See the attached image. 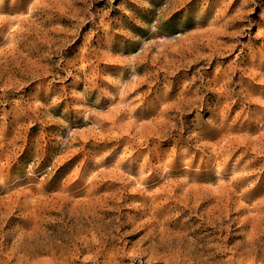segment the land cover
I'll return each mask as SVG.
<instances>
[{"label":"rangeland","instance_id":"obj_1","mask_svg":"<svg viewBox=\"0 0 264 264\" xmlns=\"http://www.w3.org/2000/svg\"><path fill=\"white\" fill-rule=\"evenodd\" d=\"M263 200L264 0H0V264H264Z\"/></svg>","mask_w":264,"mask_h":264},{"label":"bare ground","instance_id":"obj_2","mask_svg":"<svg viewBox=\"0 0 264 264\" xmlns=\"http://www.w3.org/2000/svg\"><path fill=\"white\" fill-rule=\"evenodd\" d=\"M116 176H118V175H116ZM248 176V175H247ZM245 177V176H244ZM240 179V178H239ZM247 178H245V180H246ZM242 179H240V180H238V181H241ZM243 181H244V179H243ZM243 181L241 182L242 184H243ZM116 182V181H115ZM114 182V183H115ZM117 182H118V180H117ZM237 182V181H236ZM232 183V182H231ZM234 184V183H233ZM237 184V183H236ZM111 185V184H110ZM113 185V184H112ZM114 185H116V183L114 184ZM239 184H237V186H238ZM241 185H239V187H240ZM219 187V186H218ZM235 187V186H234ZM140 188V187H139ZM138 188V189H139ZM193 188V187H192ZM221 187H219V189H220ZM223 188V187H222ZM227 188V187H226ZM237 188V187H236ZM257 188V187H256ZM188 189V188H187ZM231 189H232V187H231ZM258 189V188H257ZM257 189L255 190V191H257ZM135 190H136V188H135ZM190 190V189H189ZM193 190V189H192ZM196 190V189H195ZM201 190V189H200ZM230 190V189H229ZM133 191H134V189H133ZM142 191V190H141ZM140 191V192H141ZM188 191V190H187ZM219 190H217V192H218ZM232 191V190H231ZM92 193H93V191H91ZM90 192V193H91ZM135 192V191H134ZM139 192V193H140ZM144 192V191H143ZM185 192V191H184ZM210 192V191H209ZM216 192V193H217ZM222 192V191H221ZM235 192V191H234ZM250 192V191H249ZM91 193V194H92ZM117 193V192H116ZM116 193H115V195H116ZM136 193V192H135ZM145 193V192H144ZM159 193V192H158ZM197 193V192H196ZM219 193H220V191H219ZM228 193V192H227ZM230 193V192H229ZM245 193H246V191H245ZM251 193H252V191H251ZM133 194V193H132ZM138 194V193H137ZM137 194H136V196H137ZM195 194V193H194ZM199 194V193H198ZM223 194H224V192H223ZM243 194V193H242ZM241 194V195H242ZM247 195H250V194H248V193H246ZM120 195V194H119ZM131 195V194H130ZM143 195V194H142ZM157 195H159V194H157ZM169 195V194H168ZM171 195V194H170ZM169 195V196H170ZM184 195V194H183ZM195 195H197V194H195ZM221 195V194H220ZM234 195V194H233ZM232 195V196H233ZM244 195V194H243ZM114 196V195H113ZM123 196V195H122ZM121 195H120V197H122ZM129 196V195H128ZM141 196V195H140ZM145 196V195H144ZM147 196H148V194L146 195V198H147ZM151 196V195H150ZM177 196V195H176ZM191 196V195H190ZM198 196H201V194L200 195H198ZM106 197V196H105ZM112 197V196H111ZM110 197V198H111ZM117 197H118V195H117ZM120 197H118V199L120 198ZM126 197V196H125ZM130 197V196H129ZM154 197V196H153ZM195 197V196H194ZM206 197V196H205ZM204 197V198H205ZM211 197H213V196H211ZM219 197H221V196H219ZM222 197H224V195H222ZM226 197V196H225ZM116 198V197H115ZM124 198V197H123ZM122 198V199H123ZM175 198V197H174ZM185 198H187V197H185ZM200 198V197H199ZM202 198H203V196H202ZM202 198H201V200H202ZM232 198V197H231ZM243 198H244V196H243ZM135 199H137V198H135ZM134 199V200H135ZM141 199V198H140ZM182 199H184V198H182ZM194 199H197V198H194ZM209 199V198H208ZM212 199V198H211ZM218 199V198H217ZM222 200H223V198H221ZM104 200L106 201L107 199H105L104 198ZM126 200V199H125ZM148 200V199H147ZM151 200V199H150ZM172 200V199H171ZM177 200V199H176ZM185 200V203H186V199H184ZM197 200H199V199H197ZM200 200V201H201ZM214 199H212V201H213ZM220 200V199H219ZM226 200V199H225ZM91 201V200H90ZM99 202H101L100 200H98ZM108 201V200H107ZM106 201V203H110L111 205H109V207H111V206H113V204H115V202L114 201H109V202H107ZM116 202H117V200H115ZM192 201V200H191ZM203 201V200H202ZM209 202H210V200H208ZM211 201V204L212 203H214V202H212ZM230 201V200H229ZM232 201V200H231ZM262 201V200H261ZM264 201V200H263ZM99 202H95V203H99ZM119 202V201H118ZM126 202V201H125ZM142 202H143V200H142ZM151 202H153V201H151ZM180 202H181V200H180ZM189 202V201H188ZM193 202H195V200L194 201H192V203ZM209 202H207V204H210ZM217 202H220V201H217ZM216 202V203H217ZM260 202V201H259ZM258 202V203H259ZM69 203V202H68ZM85 203H87V202H85ZM85 203L83 202V204L85 205ZM89 203H91V202H89ZM88 203V204H89ZM105 203V202H104ZM105 203V204H106ZM197 203V202H196ZM198 203H199V201H198ZM223 203V202H222ZM226 203H228V201L226 202ZM91 204H93V203H91ZM143 204H146V203H143ZM177 204V203H176ZM182 204V203H181ZM215 204V203H214ZM214 204H213V206H214ZM254 204V203H253ZM261 204V203H260ZM67 205V204H66ZM65 205V206H66ZM77 205V204H76ZM75 205V206H76ZM94 205V204H93ZM100 205V204H99ZM116 205V204H115ZM138 204H136V206H137ZM188 205V204H187ZM193 205H195V204H193ZM198 205V204H197ZM224 205V204H223ZM223 205H220V206H223ZM227 205H229V204H227ZM227 205H225V207H227ZM231 205V204H230ZM239 205V204H238ZM255 205L257 206V204L255 203ZM262 205H264V203H262ZM86 206V205H85ZM92 206V205H91ZM118 206V205H117ZM135 206V207H136ZM145 206V205H144ZM149 206V205H148ZM163 206V205H162ZM176 206V205H175ZM180 206V205H179ZM189 206H192V205H189ZM200 206V205H199ZM207 206V205H206ZM219 206V205H218ZM259 206V205H258ZM84 207V206H83ZM108 207V209H102L101 207V211L99 212L97 209H96V207L95 208H89V209H87V210H83L82 212H80L79 214H78V216H77V220H80V224H81V222L83 221V220H85V222H88L90 225H91V230L93 231V232H98L100 235H99V238H101V239H103V241H104V238H106V237H108L109 236V234H110V232H112L111 231V229H112V226L114 225V224H117L118 222L117 221H119V222H121L120 223V225L124 228V227H129L131 224L130 223H127V221L125 222V221H123V220H121L122 219V213L123 212H119V214H116V215H114V213H113V210L112 209H110ZM151 207V206H150ZM194 207V206H193ZM208 207V206H207ZM214 207H216V206H214ZM224 207V206H223ZM237 207V206H236ZM239 207H241V206H239ZM238 207V208H239ZM245 207H247V206H245ZM244 207V208H245ZM251 208H252V206H250ZM250 207H248V208H250ZM263 207V206H262ZM112 208V207H111ZM116 208V207H115ZM156 208V207H155ZM186 209H187V206L185 207ZM201 208V207H200ZM213 208V207H212ZM211 208V209H212ZM217 208V207H216ZM242 208H243V206H242ZM243 208V209H244ZM255 208H257V207H255ZM259 208V207H258ZM63 209V208H62ZM78 209V208H77ZM114 209V208H113ZM136 209V208H135ZM143 209V208H142ZM146 209V208H145ZM150 209V208H149ZM177 209H179V207L177 208ZM183 210H184V208H182ZM185 209V210H186ZM207 209V208H206ZM220 209H224V208H220ZM228 209V207L226 208V211H228L227 210ZM233 209H235L234 207H233ZM247 209V208H246ZM253 209V208H252ZM261 209V208H260ZM263 209V208H262ZM69 210V209H68ZM68 210H67V212H68ZM71 210H72V208H71ZM75 210V209H74ZM198 210V209H197ZM219 210V209H218ZM230 210H231V208H230ZM242 210V209H241ZM256 210V209H255ZM73 211V210H72ZM152 211H153V209H152ZM155 211V210H154ZM189 211H191V210H189ZM201 211V210H200ZM213 211V210H212ZM222 211V210H221ZM225 211V212H226ZM235 211V210H234ZM240 211V210H239ZM249 211H251L250 209H249ZM253 211V210H252ZM63 212V213H62ZM67 212L66 211H60V214L62 213V216L66 219L68 216H70V218L68 217L67 219H71V218H74V217H71L72 215H68L67 216ZM71 212V211H70ZM69 212V213H70ZM74 212V211H73ZM77 212V211H76ZM144 212H146L145 210H144ZM144 212H142V213H144ZM151 212V211H150ZM158 212H160V211H158ZM183 212V211H182ZM199 212V211H198ZM208 212V211H207ZM220 212V211H219ZM224 212V211H223ZM224 212V213H225ZM229 212H231V211H229ZM228 212V213H229ZM257 213V215H258V210L256 211ZM262 212H264V209H263V211ZM149 213V212H148ZM157 213V212H156ZM201 213H202V211H201ZM232 213V212H231ZM244 213V212H243ZM249 213V212H248ZM260 213V212H259ZM71 214H73V213H71ZM141 214V213H140ZM151 214V213H150ZM149 214V215H150ZM158 214V213H157ZM161 214V213H160ZM208 214V213H207ZM206 214V215H207ZM210 214V213H209ZM211 214H213L214 216H212V217H210V218H212L213 220V223L215 222V224H219L218 226H217V228H220L221 227V223H223V222H227V221H225L226 220V218H228L229 217V214L226 216V218H225V216H223L222 214L223 213H218V214H215L214 212L213 213H211ZM226 214V213H225ZM239 214H241V213H239ZM246 214V213H245ZM251 213H249V215H250ZM262 214V213H261ZM77 215V214H76ZM133 215H135V214H133ZM144 215V214H143ZM231 215V214H230ZM252 215V214H251ZM140 216V215H139ZM146 216V215H145ZM233 216V215H232ZM256 216V215H255ZM263 216V215H262ZM80 217V218H79ZM123 217H125V216H123ZM132 217H135V216H132ZM158 217H159V214H158ZM206 217V216H205ZM207 217H209V215L207 216ZM248 217L249 216H247V219H248ZM258 217H260L261 218V216H258ZM160 218V217H159ZM158 218V219H159ZM165 218V217H164ZM201 218H202V220H204L205 218H203L202 216H201ZM251 218V217H250ZM255 218V217H254ZM253 217H252V219H254ZM75 219V218H74ZM135 219V218H134ZM200 219V218H199ZM229 219V218H228ZM231 219V218H230ZM229 219V220H230ZM257 219V218H256ZM259 219V218H258ZM263 219V218H262ZM76 220V219H75ZM117 220V221H116ZM131 220V219H130ZM141 221L143 220L142 218L140 219ZM161 220V219H160ZM159 220V221H160ZM207 220V219H206ZM210 220V219H209ZM233 220V219H232ZM238 220V219H237ZM242 220H245V219H242ZM249 220V219H248ZM248 220H246V221H248ZM68 221V220H67ZM144 221V220H143ZM211 221V220H210ZM252 221V220H251ZM259 221H260V219H259ZM71 222V221H70ZM73 223H74V221H72ZM135 222V221H134ZM148 222V221H147ZM146 222V223H147ZM155 222H158V220L157 221H155ZM203 222V221H202ZM232 222V221H231ZM241 222V221H240ZM255 222V221H254ZM258 222V221H257ZM144 224H145V222H143ZM166 223V222H165ZM249 223V222H248ZM253 222H251V224H252ZM260 223V222H259ZM70 223H68V225H69ZM141 224V223H140ZM149 224V223H148ZM160 224V223H159ZM168 224V223H167ZM204 224V223H203ZM206 224H207V222H206ZM209 224V223H208ZM245 224V223H244ZM255 224V223H254ZM72 225V224H71ZM75 224H73V226H74ZM79 225V224H78ZM247 225L248 224H246V225H243L244 227H247ZM250 225V224H249ZM253 225V224H252ZM67 226V225H66ZM82 226V225H81ZM85 226V225H84ZM115 226V225H114ZM148 226V225H147ZM166 226V225H165ZM213 226V225H212ZM224 226H226V225H224ZM253 226H256V224L255 225H253ZM69 227V226H68ZM78 227V226H77ZM77 227H74V228H76L77 229ZM87 227H89V229H90V226L88 225ZM133 227V226H132ZM176 227V226H175ZM231 227V226H230ZM252 227V226H251ZM250 227V228H251ZM83 228V227H82ZM117 228H119V226H117ZM136 228H139L138 226H137V224H136V227H133V229L131 230V231H134ZM144 228H147V227H144ZM161 228V227H160ZM160 228H158V229H160ZM222 228V227H221ZM258 228V227H257ZM152 228H149V230H148V232H147V234L145 233V235L141 238V241L142 240H145V241H150V246L153 248V249H157V248H159V247H162V246H164L165 245V243H166V240H164V239H162V237H161V235H160V238L161 239H158V237L152 232V230H151ZM215 229V228H214ZM241 229V228H240ZM259 229H260V227H259ZM75 230V229H74ZM83 230V229H82ZM145 230V229H144ZM147 230V229H146ZM229 230V229H228ZM255 229H253V231H254ZM81 231V230H80ZM79 231V232H80ZM139 231H142L141 229L139 230ZM138 231V232H139ZM155 231H156V229H155ZM158 231V230H157ZM156 231V232H157ZM161 231V230H160ZM159 231V232H160ZM231 231V230H230ZM235 231V230H234ZM248 231H250V230H248ZM263 231V230H262ZM78 232V233H79ZM127 232V231H126ZM146 232V231H145ZM155 232V233H156ZM163 232V231H162ZM215 232H217V231H215ZM223 232H225V230L223 231L222 230V233ZM245 232H247V231H244V233ZM256 232V231H255ZM181 233H183V232H181ZM189 233V232H188ZM209 233V232H208ZM234 233V232H233ZM242 233V232H241ZM261 234H264L263 232H260ZM84 234H86V233H84ZM119 234V233H118ZM161 234V233H160ZM180 234V233H179ZM178 233H177V236L179 235ZM240 234V233H239ZM258 234H259V232H258ZM159 235V234H158ZM165 235H166V233H165ZM174 235V234H173ZM172 235V236H173ZM234 235V234H233ZM235 235H236V233H235ZM84 236V235H83ZM162 236H163V234H162ZM175 236H176V234H175ZM195 236V235H194ZM204 236H206V234L204 235ZM237 236V235H236ZM240 236H241V234H240ZM258 236V235H257ZM85 237V236H84ZM91 237H93V236H91ZM115 237V236H114ZM170 237V236H169ZM201 237V236H200ZM261 237V236H260ZM89 238H90V236H89ZM93 238H95V237H93ZM99 238H95V239H99ZM165 238V237H164ZM168 238V237H167ZM173 238H174V236H173ZM172 238V239H173ZM185 238V237H184ZM224 238H227V237H224ZM264 238V237H263ZM37 239H39V238H37ZM86 239V238H85ZM112 239V238H111ZM180 239V238H179ZM178 239V240H179ZM191 239V238H190ZM194 239H195V237H194ZM223 239V238H222ZM235 239V238H234ZM260 238L259 237H256V235H255V233L253 232H250V233H248L247 232V234H246V237L244 238V240L242 241V246H244L245 248H246V252L247 251H250V250H252V248L253 249H255V248H259V246H263V245H260L261 243H259V241H261V240H259ZM54 240V239H53ZM86 240H88V239H86ZM100 240V239H99ZM170 240V239H169ZM184 240V239H183ZM182 240V241H183ZM264 240V239H263ZM67 241V240H66ZM97 241V240H96ZM96 241H95V243H96ZM102 241V242H103ZM111 241V240H110ZM115 241V240H114ZM175 241H177V240H175ZM89 242V241H88ZM168 242V241H167ZM172 242H174V241H172ZM178 242V241H177ZM198 242V241H197ZM200 242V241H199ZM225 242V241H224ZM237 242V241H236ZM91 243V242H90ZM94 243V241H93V244H95ZM170 243V242H169ZM169 243H167V244H169ZM206 243V242H205ZM226 243V242H225ZM238 243H240L239 241H238ZM92 244V245H93ZM105 244V243H104ZM114 244H115V242L113 243V245L112 246H114ZM166 244V245H167ZM172 244V243H171ZM170 244V245H171ZM186 244H187V242H186ZM201 244V243H200ZM236 244V243H235ZM241 244V243H240ZM239 244V245H240ZM98 245V244H97ZM99 245H100V242H99ZM125 245V244H124ZM175 245V244H174ZM176 245H178V244H176ZM237 245V244H236ZM235 245V246H236ZM87 246H88V244H87ZM86 246V247H87ZM102 246V245H101ZM110 246V245H109ZM183 246V245H182ZM201 246V245H200ZM90 247H94V246H90ZM140 247V246H139ZM148 247V246H147ZM165 247V246H164ZM168 247V246H167ZM180 247V246H179ZM106 248H108L107 246H106ZM111 248V247H110ZM170 248V247H169ZM191 248H195L194 247V244H191ZM201 248V247H200ZM203 248V247H202ZM204 248H206L207 249V247H204ZM235 248V247H234ZM100 249V248H99ZM105 249V248H104ZM119 249V248H118ZM151 249V248H150ZM183 249V248H182ZM261 249H263V248H261ZM158 250V249H157ZM168 250V249H167ZM175 249H173V251H174ZM191 250V249H190ZM196 250V249H195ZM204 250V249H203ZM202 250V251H203ZM234 250H236V249H234ZM238 251H239V248L237 249ZM243 250V249H242ZM264 250V249H263ZM103 251V250H102ZM124 251V250H123ZM126 251V250H125ZM133 251V250H132ZM143 251H145V250H143ZM149 251V250H148ZM155 251V250H154ZM172 251V250H171ZM178 251V250H177ZM193 251H194V249H193ZM200 251V250H199ZM201 251V252H202ZM245 251V250H244ZM254 251V250H253ZM134 252H136V251H134ZM133 252V253H134ZM138 252H140V251H138ZM147 252V251H146ZM150 252H152V251H150ZM156 252V251H155ZM168 252V251H167ZM205 252V251H204ZM255 252H256V250H255ZM259 252H261V251H259ZM258 252V253H259ZM101 252H99V254H100ZM144 253V252H143ZM149 253V252H148ZM181 253V252H180ZM187 253H191L190 251L189 252H187ZM236 253V252H235ZM243 253V252H242ZM105 254V253H104ZM108 254H110V253H108ZM139 254V253H138ZM151 254V255H150ZM149 255H150V258H148V259H154V258H156V256L157 255H155V254H153V253H150ZM175 254H179V253H175ZM185 254V253H184ZM208 254V253H207ZM239 254V253H238ZM241 254V253H240ZM239 254V255H240ZM245 254H247V253H245ZM260 254V253H259ZM103 255V254H102ZM169 255V254H168ZM171 255V254H170ZM172 255H174V254H172ZM180 255V254H179ZM182 255V254H181ZM191 255V254H190ZM193 255H194V253H193ZM199 255H200V257L202 258V259H204L205 257V254H203V253H199ZM198 255V256H199ZM261 255H263V254H261ZM107 256V255H106ZM109 256H111V255H109ZM113 256H115V255H113ZM122 256H124V255H122ZM207 256V255H206ZM242 256V255H241ZM256 256V255H255ZM103 257V256H102ZM160 257V256H159ZM169 257V256H168ZM186 257V256H185ZM193 257V256H192ZM211 257V256H210ZM210 257H208V259L210 258ZM243 257V256H242ZM245 257V256H244ZM257 257V256H256ZM177 258V257H176ZM189 258V257H188ZM188 258L186 259V260H188ZM233 258H235V257H233ZM237 258V257H236ZM239 258V257H238ZM107 259H108V256H107ZM111 259V258H110ZM130 259V258H129ZM169 260H171V258H168ZM197 259H198V257H197ZM206 259V258H205ZM208 259H206V260H208ZM244 259H246V258H244ZM253 259V258H252ZM104 260H106V259H104ZM138 260H140V259H138ZM155 260V259H154ZM185 260V259H184ZM238 261H239V259H237ZM107 261H110V260H107ZM107 261H105V262H107ZM119 261V260H118ZM166 261V263H164V264H167V261L168 260H165ZM242 261V260H241ZM169 262L170 261H168V264H169ZM201 262H202V260H201ZM244 262H245V260H244ZM247 262V261H246ZM251 262H252V260H251ZM255 262V261H254ZM191 264H194V260H192L191 259V262H190ZM205 263V262H204ZM204 263H201V264H204ZM208 263V262H207ZM242 263V262H241ZM248 263H250V261H248ZM184 264H188V263H184ZM243 264V263H242ZM250 264H252V263H250Z\"/></svg>","mask_w":264,"mask_h":264}]
</instances>
